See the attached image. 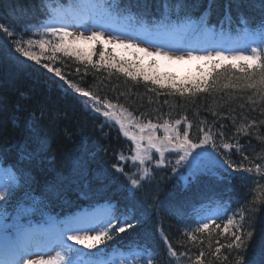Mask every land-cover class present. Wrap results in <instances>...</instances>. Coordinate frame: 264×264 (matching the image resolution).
I'll use <instances>...</instances> for the list:
<instances>
[{
    "label": "trees",
    "instance_id": "trees-1",
    "mask_svg": "<svg viewBox=\"0 0 264 264\" xmlns=\"http://www.w3.org/2000/svg\"><path fill=\"white\" fill-rule=\"evenodd\" d=\"M76 3L77 0H0V24L14 32L9 37L0 30V156L22 168L26 185L18 194H30L29 199L19 197V212L7 210L1 203V217L5 214L11 226H19L108 201L116 203L118 215L132 210L133 227L104 243L136 239L135 243L148 253L146 258H152V264H196L201 251L204 264H237L240 256V264H264V100L253 89L223 87L229 82L243 83L237 77H243L239 69L245 62L237 61L234 69L230 67L231 60L198 64L184 59L169 66L156 55L148 56L135 48L122 47L124 50L118 51V44L105 45L103 41L73 45L91 56L96 67L75 56L41 50L36 43L31 51L41 56L40 64L16 51V41L25 48L29 40L55 43L58 37L45 33L44 28L30 32L28 25H39L42 18L52 14L54 5ZM101 5L116 13L133 12L147 20L193 19L198 26L210 25L229 35L246 28L257 30L264 21V0H103ZM68 43H72L71 38ZM101 51L106 61L110 53L121 64L126 61L133 65L131 70L139 73L137 79L107 63L100 66ZM45 63L60 68L67 80L97 95L102 102L110 101L130 112L134 121L128 129L131 134L139 135L135 122L151 121L160 126L166 121L175 124L176 120L182 121L177 126L180 132L187 130L193 142L203 138L200 129L210 132V143L203 147L210 153L202 159L207 166L188 168L182 176L177 172V158L165 152L163 163L158 164L155 149L151 150L152 160L139 167L134 165L130 159L135 154L134 141L114 121L94 111L91 105L86 106V98L71 89L65 91L64 82L43 68ZM144 75L150 79L144 80ZM153 79L159 83L154 84ZM196 85L201 91H195ZM180 88L193 92L182 96L177 91ZM188 123L192 124L190 130ZM156 135L163 138V127L157 128ZM224 143L233 148H223ZM121 154L125 160L120 159ZM175 155L183 152L177 150ZM225 161L244 168L259 164L261 171L236 173ZM114 165L122 167L124 173ZM144 168L148 169V177L143 176ZM129 177L141 182L134 195ZM216 202L220 203L217 207L223 205L222 216L209 232H197L206 222L201 211ZM229 219L235 223L224 234ZM236 224L244 233L245 245L229 249L227 244L234 240L231 232L237 231ZM114 232L115 229L110 234ZM249 232L251 239H247ZM190 234L197 239L192 241ZM165 236L178 253L176 257L168 253ZM217 247L220 252L214 255Z\"/></svg>",
    "mask_w": 264,
    "mask_h": 264
},
{
    "label": "snow or ice",
    "instance_id": "snow-or-ice-1",
    "mask_svg": "<svg viewBox=\"0 0 264 264\" xmlns=\"http://www.w3.org/2000/svg\"><path fill=\"white\" fill-rule=\"evenodd\" d=\"M102 27V25H101ZM0 30H2L3 33H5L7 36L12 37L14 35V32L9 30L8 27H5L3 24H0ZM44 32L51 34L52 37H58V40L53 43L51 40H38V41H31L29 40L27 43L29 45L28 48H25L21 46L20 41H16V51L21 53L24 57H27L30 60L35 61L37 64L41 63V56L34 54L31 51V46L33 43H36L39 45L41 50L48 49L53 53L61 52L65 56H75L77 60L81 61H87L90 64H93V67H96L97 65L94 64L91 60V56H86L82 50H77L73 45L76 42L84 41V42H92V41H103L105 44H118L121 47H124L126 49L128 48H135L138 52H142L148 56H159L161 53L159 49L153 53L149 52L147 48H142L138 44L135 43L134 39L128 38V39H122L120 36H113L110 35L106 40L104 39V31H93L89 29L90 35H85L84 32H79L78 34L70 31L68 26L66 25H59V26H53V25H47L44 27ZM71 38L72 43L69 44L68 40ZM246 52L248 54H246ZM100 55V62L103 66L105 63H107V66L110 68H117V70L121 73H124L126 76L130 77L133 80H136L139 73L133 72L131 69L134 67L133 65H129L128 62H124L121 64L119 61H116V57L112 56L110 53L108 55L107 61L105 58L104 51H101L99 53ZM163 55L167 58H172L169 56L167 52L163 53ZM53 57H49V59H53ZM187 58L188 59H197V60H204V61H225V60H231L233 63L230 65L231 68H236V62L237 61H244L245 63L240 65V71L244 73L243 77H237V80H242L243 83H226L223 85L224 88H247V89H253L254 94L258 95L260 99L264 100V21L261 22V39L260 43L257 47H250V49H239L234 52H231L229 54H225L223 50L212 48L207 52L206 55H194L191 50L187 52ZM175 59L183 60L185 59L184 56H177ZM113 61H116L113 63ZM124 65H127L124 66ZM43 68L47 69L48 72L54 73L55 77H59L61 81L64 82L66 85V88L64 89L67 91L68 89L73 90L75 93L79 94V97L86 98V106L91 105V107L96 111L97 113H102V115L111 121H114L116 124L119 125V129L123 131V134L126 137H129L132 141L135 143V149H134V155L131 156V162L134 165L142 166L145 164L146 161L152 160L151 150L155 149L157 153H159V160L157 161L158 164H162L164 161V153L169 148H175L183 152V155L179 157V160H177V163L179 164L182 161H186L188 157H192L193 159H196V157H193V151L198 148H203L205 145H208L211 140L210 132L204 131L203 129H200L201 132H203V138L200 139L198 142H193L192 139L189 138V132L185 130L183 133L180 132L179 128L177 127L182 123L181 120H176L175 124H171L169 122H165L163 125H155L152 124L151 121H149L146 125L141 124L139 122H135V126L139 129V135L131 134L129 132V126L134 122L132 118V114L130 112H127L126 110L117 107L116 105H113L110 101H104L102 102L100 98L93 94L90 91H87L79 86H77L75 83H72L71 81L67 80V78L62 74V71L60 68H54L50 64H43ZM78 70V69H77ZM213 70H215V65L213 67ZM225 71H228L226 68ZM219 75V74H218ZM144 80H149L150 77L147 75H144ZM152 82L154 84L159 83L158 79H153ZM206 83V81H205ZM217 83L216 80L213 81V86ZM164 85L161 84V87ZM172 87L175 88V85H172ZM204 91H207L208 89H203ZM177 91L180 93V95H184L185 92L192 93L193 90L189 88H180L177 89ZM195 91L199 92L201 91L200 85L195 86ZM194 94V93H193ZM251 99V97H250ZM184 120L186 121L187 118L185 117ZM158 127H163L164 130V136L163 138L156 135V131ZM192 124H187V129H191ZM147 130V131H146ZM243 130V129H242ZM147 140V147H144L143 141ZM212 147L215 148L216 144L212 143ZM237 151H239V146L237 145ZM223 148L225 149H231L233 148V145L230 143H224ZM199 155V153L197 154ZM121 160H125L126 157H124L122 154L120 156ZM247 159V157H245ZM228 168H231L236 173L241 172H248L251 173L253 171L260 172L261 171V165L256 164L254 167H248L244 168L242 165H234L230 162L225 161ZM116 170L120 173H124V169L122 167H119L118 165H114ZM143 176L148 177L149 172L147 168L143 169ZM243 178V177H242ZM130 184L132 186L133 195L135 194V191L141 188V182L138 178H132L129 177ZM10 196V190L5 188L3 190H0V202H5L6 198ZM133 219V212L131 209H128L125 213H122L120 215H116L113 213L108 220L99 228L96 229V235L90 236L87 234V231L84 232L83 235L79 233H74L71 236H68V240L75 241L78 244L83 245L84 247L88 249H95L99 244L104 243L106 240H112L113 235L125 233L127 229L133 227L132 224ZM243 219V217H241ZM234 221L232 219H229L227 221V224L223 228V233L227 234L229 233L230 226L234 225ZM212 224H215V219H212L211 224L208 222H203L200 227L196 229L197 232L205 233L209 232V229ZM217 228H219V225H216ZM235 227L237 228V231H232L231 236L234 237V240L227 244V248L233 249H242L245 245V236L244 233L240 230V225L236 224ZM115 229V232L113 234H110L112 230ZM239 233V234H238ZM252 233H247V239H251ZM190 239L192 241H195L197 237L195 235L190 234ZM165 242L167 243V237H164ZM88 241H94V243H88ZM219 243V241H217ZM223 247V245H221ZM69 249H71V245L68 246ZM167 251L172 257H176L178 253L173 248L171 243H167ZM220 247L216 248V251L214 255L219 254ZM31 256V253L26 251H21L18 253V258L14 259L12 261L8 262H0V264H73V261L67 258V255L65 253L56 252L55 256H49L48 258H44L43 256H40L36 259L29 258ZM204 256V252L201 251L200 255L196 258V264H204V261L202 257ZM243 260V256L238 257L237 264H240V262ZM145 264H152V258H148L145 260ZM249 264H253L252 261H249Z\"/></svg>",
    "mask_w": 264,
    "mask_h": 264
},
{
    "label": "rangeland",
    "instance_id": "rangeland-1",
    "mask_svg": "<svg viewBox=\"0 0 264 264\" xmlns=\"http://www.w3.org/2000/svg\"><path fill=\"white\" fill-rule=\"evenodd\" d=\"M80 7L81 10L85 11V20L87 28H84L83 30L80 29L81 26L77 24L70 23L72 25L71 28H69L70 31H73L75 33L84 32V34L90 35L89 29L93 31H104V39L106 40L110 35L113 36H120L122 39H128L132 38L134 39L135 43L138 44L140 47L147 48L149 52L155 53L158 49L160 51L161 57H164L163 59L166 60V65L173 66V63H179L183 60L175 59L177 56H184L185 59L187 58V52L190 50L188 48V43L186 42V33H181L184 27H177L176 25H172L170 30H160L157 31L149 30L145 24H139L137 25L134 23L131 18L125 17L123 20L118 19L120 17H112L107 12L103 11L102 9H99L96 7V2L94 0H81L80 1ZM65 21H62L64 23ZM53 21H51L50 25H53ZM102 25V27H101ZM188 28V27H186ZM194 39L192 42L194 44L200 45L204 48V50H211L212 48L220 49L223 51L226 50H233L230 52H234L239 49H250V47H257L260 43L261 39V29L257 31H250L247 30L246 32L242 33L240 36H238L237 41L233 42L231 44H228L226 42L225 38H221L218 40L216 36H214V33L207 32L205 33L204 39L198 37L197 35L193 36ZM152 39H156L160 41V43L154 42ZM104 43V42H103ZM105 44V43H104ZM114 44V43H110ZM164 44H167L168 47H166ZM108 45V44H105ZM117 45V44H116ZM208 46V47H207ZM115 47V46H114ZM207 47V48H206ZM117 50L123 51L124 48L120 47L119 45L116 46ZM167 52L170 57L167 58L163 55V53ZM246 54H248L246 52ZM202 62H198L200 64ZM146 125V124H145ZM147 131V130H146ZM146 140V139H145ZM143 141L144 147H147V141ZM170 150H173V154L178 149L175 148H169L165 152H169ZM199 153V155H197ZM208 150L206 148H198L194 150L192 156L196 157V159H193L192 157H188L186 161H182L179 164L177 163V172H179L182 176H185L187 174V169L189 170L194 169H203L206 165L205 162L202 161L203 158L206 156H209ZM171 156V155H170ZM179 160V157L177 158ZM201 165V166H200ZM2 168H0V183H2V174H1ZM3 190V189H2ZM86 215H78L80 217L79 219L77 217L72 218V222L76 224L77 230H73L70 235H73L74 233H79L82 235L83 229L79 230L80 228L92 226L94 227L96 225V222L102 218V214L98 212H94V215H92L89 212L84 213ZM79 220V221H78ZM55 222L52 221L49 225H53ZM70 223V224H72ZM86 229V228H84ZM21 238H23V241L20 244V248L16 249V244H13L14 249L17 251L15 253H19L21 251L31 252L35 253V255H32V259H36L40 256H43L44 258H48L49 256H55L56 252H65L66 249L62 247L66 243H61L59 238L55 235H48V234H42L40 236H33V233H25ZM48 239L50 241H56L55 245H58V249L54 248V251L50 253V249L48 250L47 255H40V248H49L52 245L49 243ZM9 238L7 239L8 242ZM36 242V246L34 245ZM60 245V246H59ZM38 249H36V248ZM128 262V261H126ZM79 264H83L80 262ZM86 264V263H85ZM97 264H107V263H97Z\"/></svg>",
    "mask_w": 264,
    "mask_h": 264
}]
</instances>
